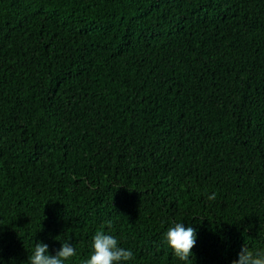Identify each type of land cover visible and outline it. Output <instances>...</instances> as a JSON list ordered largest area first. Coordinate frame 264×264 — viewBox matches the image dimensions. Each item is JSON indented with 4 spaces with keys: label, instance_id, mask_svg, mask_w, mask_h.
Masks as SVG:
<instances>
[{
    "label": "trees",
    "instance_id": "trees-1",
    "mask_svg": "<svg viewBox=\"0 0 264 264\" xmlns=\"http://www.w3.org/2000/svg\"><path fill=\"white\" fill-rule=\"evenodd\" d=\"M109 220L127 264L264 250V0H0V264Z\"/></svg>",
    "mask_w": 264,
    "mask_h": 264
},
{
    "label": "clouds",
    "instance_id": "clouds-1",
    "mask_svg": "<svg viewBox=\"0 0 264 264\" xmlns=\"http://www.w3.org/2000/svg\"><path fill=\"white\" fill-rule=\"evenodd\" d=\"M215 199V194L208 197ZM105 225L95 232L92 237V251L90 257L81 264H127L134 258L130 249L120 246L118 239L111 234L112 222L106 221ZM166 243L173 255L180 261H189L193 256L192 249L196 243V231L192 227H185L182 222L174 223L165 234ZM76 250L68 241H64L54 255L49 254V247L43 242L35 244L33 253L28 258V264H65V261L76 256ZM232 264H264V250L253 251L244 244L238 253V259Z\"/></svg>",
    "mask_w": 264,
    "mask_h": 264
}]
</instances>
